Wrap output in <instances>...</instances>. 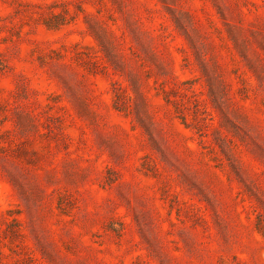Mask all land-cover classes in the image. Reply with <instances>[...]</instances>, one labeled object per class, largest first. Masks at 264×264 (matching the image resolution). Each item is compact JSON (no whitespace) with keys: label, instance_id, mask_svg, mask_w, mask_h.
<instances>
[{"label":"rangeland","instance_id":"rangeland-1","mask_svg":"<svg viewBox=\"0 0 264 264\" xmlns=\"http://www.w3.org/2000/svg\"><path fill=\"white\" fill-rule=\"evenodd\" d=\"M0 264H264V0H0Z\"/></svg>","mask_w":264,"mask_h":264}]
</instances>
